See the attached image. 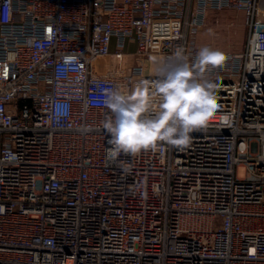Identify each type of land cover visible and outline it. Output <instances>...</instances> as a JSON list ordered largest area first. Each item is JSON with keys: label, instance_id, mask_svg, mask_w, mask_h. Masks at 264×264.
<instances>
[{"label": "built area", "instance_id": "obj_1", "mask_svg": "<svg viewBox=\"0 0 264 264\" xmlns=\"http://www.w3.org/2000/svg\"><path fill=\"white\" fill-rule=\"evenodd\" d=\"M225 10L247 36L206 128L110 162L105 89L193 62ZM0 264H264V0H0Z\"/></svg>", "mask_w": 264, "mask_h": 264}, {"label": "clouds", "instance_id": "obj_2", "mask_svg": "<svg viewBox=\"0 0 264 264\" xmlns=\"http://www.w3.org/2000/svg\"><path fill=\"white\" fill-rule=\"evenodd\" d=\"M175 66L162 65L154 81H140L125 94L105 89L104 104L110 110L103 128L110 136L107 159L115 162L123 154L156 150L162 142L186 148L192 133L206 128L216 110L215 85L205 78L224 53L201 48L193 62L178 48Z\"/></svg>", "mask_w": 264, "mask_h": 264}, {"label": "rangeland", "instance_id": "obj_3", "mask_svg": "<svg viewBox=\"0 0 264 264\" xmlns=\"http://www.w3.org/2000/svg\"><path fill=\"white\" fill-rule=\"evenodd\" d=\"M246 36L243 14L234 10H225L209 14L206 26L198 35V45L200 48L240 52L243 50ZM111 72L114 73L113 68ZM139 82L134 79L133 86ZM237 175L244 177V170L239 168Z\"/></svg>", "mask_w": 264, "mask_h": 264}]
</instances>
